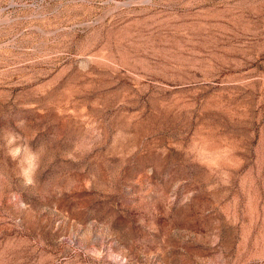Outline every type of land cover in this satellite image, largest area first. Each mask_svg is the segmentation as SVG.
Returning a JSON list of instances; mask_svg holds the SVG:
<instances>
[{
    "label": "rangeland",
    "instance_id": "374dc122",
    "mask_svg": "<svg viewBox=\"0 0 264 264\" xmlns=\"http://www.w3.org/2000/svg\"><path fill=\"white\" fill-rule=\"evenodd\" d=\"M0 264H264V0H0Z\"/></svg>",
    "mask_w": 264,
    "mask_h": 264
}]
</instances>
